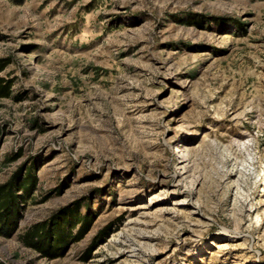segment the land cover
<instances>
[{
    "label": "rangeland",
    "instance_id": "374dc122",
    "mask_svg": "<svg viewBox=\"0 0 264 264\" xmlns=\"http://www.w3.org/2000/svg\"><path fill=\"white\" fill-rule=\"evenodd\" d=\"M0 60V262L264 264V0H0Z\"/></svg>",
    "mask_w": 264,
    "mask_h": 264
},
{
    "label": "trees",
    "instance_id": "16d2710c",
    "mask_svg": "<svg viewBox=\"0 0 264 264\" xmlns=\"http://www.w3.org/2000/svg\"><path fill=\"white\" fill-rule=\"evenodd\" d=\"M1 61V60H0ZM7 63L3 60L0 62V70L4 69ZM0 78V97L10 95V83ZM32 179H18L17 181H9L0 185V233L7 234L16 229L19 218V211L16 207L12 208V199L14 198L17 189L28 190V186ZM55 226H52L53 234H55ZM46 224H34L24 230L20 239L22 243L28 247L38 249L49 256H58L61 246L54 243L52 238L45 236ZM8 231V232H7ZM52 234V233H51ZM63 235V236H62ZM61 241L65 242L70 240L73 236L72 230H68L66 233L61 231ZM55 245V246H54ZM57 246V247H56ZM0 264H3L0 262Z\"/></svg>",
    "mask_w": 264,
    "mask_h": 264
},
{
    "label": "bare ground",
    "instance_id": "6f19581e",
    "mask_svg": "<svg viewBox=\"0 0 264 264\" xmlns=\"http://www.w3.org/2000/svg\"><path fill=\"white\" fill-rule=\"evenodd\" d=\"M180 168H183L184 166L179 165Z\"/></svg>",
    "mask_w": 264,
    "mask_h": 264
}]
</instances>
